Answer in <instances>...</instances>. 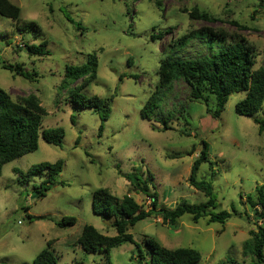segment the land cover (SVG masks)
Returning a JSON list of instances; mask_svg holds the SVG:
<instances>
[{
	"label": "rangeland",
	"instance_id": "rangeland-1",
	"mask_svg": "<svg viewBox=\"0 0 264 264\" xmlns=\"http://www.w3.org/2000/svg\"><path fill=\"white\" fill-rule=\"evenodd\" d=\"M7 1L19 8L20 16L18 21L0 16V61L37 75L25 79L0 66V89L13 101L36 96L46 112L41 129L61 127L64 138L60 146L40 138L34 152L2 167L0 264H33L48 242L56 264H104L103 252L86 254L77 245L84 226L116 235L113 220L93 212V193L103 189L119 200L129 196L147 211L149 199L131 183L137 179L146 180L150 192L156 193L158 209L172 210L180 202L204 203V195L188 183L202 142L208 145V155L196 180L212 185L211 212L227 211L232 217L225 224H209L208 217L195 224L185 215L171 228L152 215L128 229L134 243L111 249L110 260L140 264L143 241L151 239L167 249L197 250L201 257L197 264H254L250 253L243 254V244L260 223L253 218L259 207L251 202L255 204L256 187L264 186V132L259 133L254 123L261 115L238 116L235 104L245 93H236L215 118L213 98L208 106L191 101L182 80L159 88L157 69L167 58L208 55L198 34L205 30L221 35L225 44L245 42L253 48L254 69L263 66L264 1L159 0V6L155 0ZM183 38L186 45L178 46ZM25 44H43L49 55H30ZM215 44L219 49L220 41ZM91 56L97 60L96 79L84 88L81 80L62 88L65 67L86 64ZM74 87L84 97L107 100L109 113L102 131L97 112L67 101ZM153 94L160 116L171 118L166 124L170 130L161 131L164 122L158 115L150 121L140 118ZM59 160L64 163L62 172L46 195L37 198L34 187L44 177H30L24 183L22 177L40 163ZM63 217L76 222L59 228L56 223Z\"/></svg>",
	"mask_w": 264,
	"mask_h": 264
},
{
	"label": "trees",
	"instance_id": "trees-1",
	"mask_svg": "<svg viewBox=\"0 0 264 264\" xmlns=\"http://www.w3.org/2000/svg\"><path fill=\"white\" fill-rule=\"evenodd\" d=\"M155 5L159 6V0H155ZM0 16L18 21L20 10L7 0H0ZM203 18L207 19L206 16ZM29 27L33 28L34 24H29ZM205 31L198 34L202 36L201 39L208 47L209 54L194 59L167 58L160 61L157 69L159 88L169 87L174 81L182 80L189 87L191 101H200L208 106L209 99L213 98L215 103L213 117L215 118L223 112L224 106L232 94L245 93L244 98L235 104V113L243 117H254L260 113L261 117L254 118V123L258 127L259 133L264 132V65L254 69L253 48L245 42L235 41L225 44L221 35ZM186 39L178 41L177 45H186ZM216 40L220 41L219 49L215 44ZM208 43H211L210 47ZM213 44L215 47L212 46ZM44 48L43 44L30 46L25 44L28 54L39 57L49 55ZM0 66L25 79L31 80L37 75L35 72L24 73L18 65H7L0 61ZM96 67L97 60L94 56L88 57L86 64L66 66L61 87L67 88L70 82L76 83L80 80L82 88L86 87L96 79ZM155 100L156 96L153 94L140 111V118L150 121L152 116L157 117L158 115L164 122L161 131L170 130L172 127H168L166 124L171 121V118L170 116L165 118L160 116ZM67 101L80 110L90 109L97 112L101 121L99 130L102 131L109 113L107 100L98 97H84L79 94V88L74 87V90L69 93ZM45 116L46 112L36 96L30 95L19 101H13L4 90L0 89V175L5 164L34 152L38 148L40 138L49 145H61L64 130L61 127L41 129V121ZM201 145L202 149L192 163L188 183L204 195L206 202L200 204L180 202L172 210L158 209V197L155 192H150L147 181L141 183L135 179L136 183L131 182L132 185L149 199V209L145 211L129 196H124L119 200L106 190L98 189L93 193L92 210L103 219L113 220L111 227L114 228L116 235L105 236L92 226H84L77 239V245L82 251L86 254L103 252L105 255L104 264H112L109 251L124 243L133 244V237L128 233V229L152 215L158 216L163 225L171 228H176L179 220L185 215L191 216L195 224L201 218L207 217L209 224H225L232 214L227 211L212 213L211 210L215 207L212 185L206 181L196 180L198 168L207 161L208 155V145L205 142H202ZM63 166L64 163L61 160L54 164L40 163L27 171L26 175L22 177L23 183L30 177L37 175L44 177L42 182L34 187L36 197L43 198L62 172ZM126 178L128 181L131 180L129 176ZM249 199H251L250 196ZM252 202L253 207L254 205L259 207V211L253 210V218L263 219L264 186L256 187L255 204ZM28 218L34 219L31 216ZM75 222L73 217H63L60 222L56 223V226L59 228L71 227ZM258 225L257 230L249 232L250 238L243 244V254L250 253L254 257V264H263L264 228L260 226L262 224L258 223ZM143 244L145 252L139 253L140 264L142 261H145V264H197L201 259L200 253L195 249H167L151 239H145ZM56 263L57 257L50 242L33 260V264Z\"/></svg>",
	"mask_w": 264,
	"mask_h": 264
},
{
	"label": "built area",
	"instance_id": "built-area-1",
	"mask_svg": "<svg viewBox=\"0 0 264 264\" xmlns=\"http://www.w3.org/2000/svg\"><path fill=\"white\" fill-rule=\"evenodd\" d=\"M259 224H264V218L260 220Z\"/></svg>",
	"mask_w": 264,
	"mask_h": 264
},
{
	"label": "water",
	"instance_id": "water-1",
	"mask_svg": "<svg viewBox=\"0 0 264 264\" xmlns=\"http://www.w3.org/2000/svg\"><path fill=\"white\" fill-rule=\"evenodd\" d=\"M106 224H108V223L106 222Z\"/></svg>",
	"mask_w": 264,
	"mask_h": 264
}]
</instances>
